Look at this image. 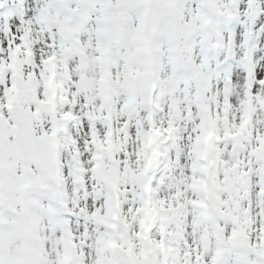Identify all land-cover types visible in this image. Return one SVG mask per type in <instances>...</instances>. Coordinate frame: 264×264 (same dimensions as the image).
Wrapping results in <instances>:
<instances>
[{
  "label": "snow or ice",
  "instance_id": "snow-or-ice-1",
  "mask_svg": "<svg viewBox=\"0 0 264 264\" xmlns=\"http://www.w3.org/2000/svg\"><path fill=\"white\" fill-rule=\"evenodd\" d=\"M0 264H264V0H0Z\"/></svg>",
  "mask_w": 264,
  "mask_h": 264
}]
</instances>
